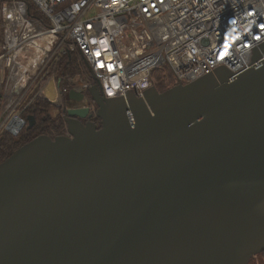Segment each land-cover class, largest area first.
I'll return each mask as SVG.
<instances>
[{
	"label": "water",
	"instance_id": "95a60500",
	"mask_svg": "<svg viewBox=\"0 0 264 264\" xmlns=\"http://www.w3.org/2000/svg\"><path fill=\"white\" fill-rule=\"evenodd\" d=\"M163 92L71 89L66 134L0 162V264H247L264 251V41ZM26 128L34 125L26 116Z\"/></svg>",
	"mask_w": 264,
	"mask_h": 264
},
{
	"label": "built area",
	"instance_id": "2783aa9c",
	"mask_svg": "<svg viewBox=\"0 0 264 264\" xmlns=\"http://www.w3.org/2000/svg\"><path fill=\"white\" fill-rule=\"evenodd\" d=\"M261 25L264 0H0V135L20 134L35 97L66 115L68 93L79 89L83 121H94L95 83L106 98L129 89L140 97L163 66L182 84L220 65L236 73L264 41ZM70 53L84 78L57 75Z\"/></svg>",
	"mask_w": 264,
	"mask_h": 264
},
{
	"label": "trees",
	"instance_id": "16d2710c",
	"mask_svg": "<svg viewBox=\"0 0 264 264\" xmlns=\"http://www.w3.org/2000/svg\"><path fill=\"white\" fill-rule=\"evenodd\" d=\"M79 68L80 63L78 57L73 53L62 56L58 63V72L65 78L75 76L79 72ZM152 80L157 92H163L178 84L167 66L155 69L152 72ZM25 115H32L34 117L35 123L32 127H25L16 137L5 133L0 135V162L7 158L13 151L38 135L46 134L51 137L61 135L62 131H64V125H66L64 120L65 114L62 113L61 109L41 97H35L31 101L25 109ZM99 127L100 124L97 128ZM263 263L264 251L253 255L248 262V264Z\"/></svg>",
	"mask_w": 264,
	"mask_h": 264
},
{
	"label": "rangeland",
	"instance_id": "374dc122",
	"mask_svg": "<svg viewBox=\"0 0 264 264\" xmlns=\"http://www.w3.org/2000/svg\"><path fill=\"white\" fill-rule=\"evenodd\" d=\"M57 68V70H58V66L56 67ZM49 70V69H48ZM46 73H47V75H45L46 77H48L50 74H49V71H46ZM45 73V74H46ZM57 75H60L59 74V72L57 71ZM84 75V76H83ZM74 77V80H78V77H79V79H82V78H84L85 77V74H83L82 72H81V65H80V68H79V72L78 73H76L75 74V76H73ZM73 77H70V78H73ZM65 131H66V126L64 125V131H62V134H65ZM53 133V132H52ZM54 134V133H53ZM54 136V135H53Z\"/></svg>",
	"mask_w": 264,
	"mask_h": 264
},
{
	"label": "flooded vegetation",
	"instance_id": "af4514ba",
	"mask_svg": "<svg viewBox=\"0 0 264 264\" xmlns=\"http://www.w3.org/2000/svg\"><path fill=\"white\" fill-rule=\"evenodd\" d=\"M93 121V120H92ZM96 123V125L98 126L100 124V121H98V118L94 119V121ZM249 262V261H248ZM248 264V263H247Z\"/></svg>",
	"mask_w": 264,
	"mask_h": 264
},
{
	"label": "snow or ice",
	"instance_id": "6c2138e0",
	"mask_svg": "<svg viewBox=\"0 0 264 264\" xmlns=\"http://www.w3.org/2000/svg\"><path fill=\"white\" fill-rule=\"evenodd\" d=\"M262 28H264V25H261Z\"/></svg>",
	"mask_w": 264,
	"mask_h": 264
},
{
	"label": "bare ground",
	"instance_id": "6f19581e",
	"mask_svg": "<svg viewBox=\"0 0 264 264\" xmlns=\"http://www.w3.org/2000/svg\"><path fill=\"white\" fill-rule=\"evenodd\" d=\"M52 95V93H50Z\"/></svg>",
	"mask_w": 264,
	"mask_h": 264
},
{
	"label": "crops",
	"instance_id": "0c3cea01",
	"mask_svg": "<svg viewBox=\"0 0 264 264\" xmlns=\"http://www.w3.org/2000/svg\"><path fill=\"white\" fill-rule=\"evenodd\" d=\"M264 264V263H263Z\"/></svg>",
	"mask_w": 264,
	"mask_h": 264
}]
</instances>
